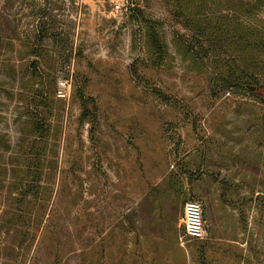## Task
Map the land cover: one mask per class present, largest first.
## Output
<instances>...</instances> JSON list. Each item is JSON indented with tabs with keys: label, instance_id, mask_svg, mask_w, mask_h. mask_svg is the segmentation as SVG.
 Listing matches in <instances>:
<instances>
[{
	"label": "rangeland",
	"instance_id": "rangeland-1",
	"mask_svg": "<svg viewBox=\"0 0 264 264\" xmlns=\"http://www.w3.org/2000/svg\"><path fill=\"white\" fill-rule=\"evenodd\" d=\"M249 85L264 0H0V264H264Z\"/></svg>",
	"mask_w": 264,
	"mask_h": 264
},
{
	"label": "built area",
	"instance_id": "built-area-1",
	"mask_svg": "<svg viewBox=\"0 0 264 264\" xmlns=\"http://www.w3.org/2000/svg\"><path fill=\"white\" fill-rule=\"evenodd\" d=\"M120 9L119 5L115 6ZM205 220L203 206L198 201H188L184 207L183 237L189 240H201L205 236Z\"/></svg>",
	"mask_w": 264,
	"mask_h": 264
},
{
	"label": "water",
	"instance_id": "water-1",
	"mask_svg": "<svg viewBox=\"0 0 264 264\" xmlns=\"http://www.w3.org/2000/svg\"><path fill=\"white\" fill-rule=\"evenodd\" d=\"M248 88L252 91H256L259 95L264 97V88H257L256 86L249 85Z\"/></svg>",
	"mask_w": 264,
	"mask_h": 264
}]
</instances>
